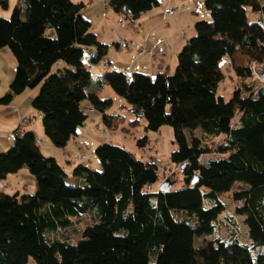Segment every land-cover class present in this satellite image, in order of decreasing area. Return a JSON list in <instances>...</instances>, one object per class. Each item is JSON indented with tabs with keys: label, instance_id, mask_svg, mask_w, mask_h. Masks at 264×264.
Listing matches in <instances>:
<instances>
[{
	"label": "trees",
	"instance_id": "obj_1",
	"mask_svg": "<svg viewBox=\"0 0 264 264\" xmlns=\"http://www.w3.org/2000/svg\"><path fill=\"white\" fill-rule=\"evenodd\" d=\"M19 2L23 6L17 5L10 19L0 18V50L9 48L17 61L1 103L39 88L33 107L42 116L44 133L56 148H65L89 120L85 102L110 125L113 101L90 93L91 70L110 65V46L83 18L84 3ZM159 2L107 0V6L132 23ZM0 5L6 10L8 0ZM248 7L261 13L260 23L248 22ZM205 8L212 21L196 23L197 35L180 52L174 74L162 70L154 78L139 73L129 78L108 71L95 87L110 86L131 113L147 119L148 131L173 128L178 149L171 160L179 166L183 187L173 190L172 181L169 192L154 191L162 179L159 167L110 143L95 150L102 170L80 165L74 177L81 182L71 184L57 160L42 153L36 135L19 127L12 147L0 154V182L26 168L36 190L0 191V264H264V81H252L250 66L264 68V4L206 0ZM224 70L235 71L240 81L228 102L219 95ZM220 137L214 151L205 145ZM212 152L221 157L203 166L201 158ZM237 183L246 188L233 194L235 213L245 217L253 247L263 250L257 255L235 233L231 242L221 237L199 242L215 235L226 210L219 196ZM84 218L92 223L72 244L62 233Z\"/></svg>",
	"mask_w": 264,
	"mask_h": 264
},
{
	"label": "crops",
	"instance_id": "obj_2",
	"mask_svg": "<svg viewBox=\"0 0 264 264\" xmlns=\"http://www.w3.org/2000/svg\"><path fill=\"white\" fill-rule=\"evenodd\" d=\"M72 1L76 4L84 3L87 5L82 15L85 20L91 23L92 29L99 20L105 21L108 27L110 20H112L111 25L112 23L115 25L114 27L118 26V23L123 24L121 20L118 21L116 16L109 13L110 8L107 6V0ZM205 1L206 0H160L158 7L146 13L140 19L139 25L142 30L136 41H132V39L126 36L125 38L116 37L118 40L117 44H121V48L117 49L116 52L109 50L108 53L111 54L108 60L109 64H113L114 69L116 68L118 71L124 72L127 76L130 74L133 76L135 73L152 76L153 73H158L162 70H167L171 73L173 67L175 69L177 65L176 55L179 56L182 48L189 39L186 29L189 28L188 30L191 29L190 31H192L193 25L198 21L197 18L199 13L205 8ZM183 4L188 5V9L180 11L179 16H177L176 13L174 14L176 16H168L165 14L167 8L178 7ZM13 5L14 4L9 3L6 10L11 12L14 7ZM17 5L23 6L19 1L16 6ZM192 12H194V15ZM171 26H174L176 30H173ZM161 27V34L159 35V29ZM177 30L183 33V37L174 41L173 34ZM92 32L99 40L100 37L95 31L93 30ZM102 43L108 45L109 42ZM140 48L146 50V53L141 56L137 53ZM86 62H88V60ZM60 67L64 69L66 66L61 64ZM16 68L17 61L12 51L8 48L0 50V154L8 151L12 147L14 143V132L21 127L23 130L33 132L36 135L38 145L45 156L55 158L65 171V167H67L68 171H71L72 177L69 176L71 184L80 183L81 180L74 177V170L77 168L78 161H89V165L86 166L90 169L93 166L94 169L100 167V164L98 165L97 161L93 159V156H91L89 152H86L84 143H88L91 148L95 147L94 149L102 145V141L98 139L95 131L105 135L104 129L106 125L111 127V125H113V118L118 117L119 113L116 117H112L110 125L103 121L105 126L101 125L99 117L93 116L91 121L89 119L86 125L80 128L81 130L79 129L78 135L73 137L65 148H56L50 139L43 133L41 125L36 126V128L33 126L37 116L42 119L41 114L33 107V101L39 93V88L26 90L23 94L16 96L8 105L1 103V100L10 91L11 85L16 77ZM94 89L95 87L92 86L90 93H96L102 100H112L111 95H108V98H104L101 96V90L96 91V89ZM83 107L88 109L90 105L85 102ZM111 111L112 110H110L109 114ZM95 112L97 111L87 112V114H95ZM109 134L110 133L105 136ZM83 154L86 155V160L81 159V155ZM75 160H77V162H75ZM61 161L65 163V165L62 164ZM182 187L183 186L180 188ZM35 190L36 179L26 168L20 170L17 174L9 175L6 180L0 182V191L9 195H11L9 193L10 191L13 193L12 195L16 193L24 195L32 192L34 193ZM28 264L36 263L30 260Z\"/></svg>",
	"mask_w": 264,
	"mask_h": 264
},
{
	"label": "rangeland",
	"instance_id": "obj_3",
	"mask_svg": "<svg viewBox=\"0 0 264 264\" xmlns=\"http://www.w3.org/2000/svg\"><path fill=\"white\" fill-rule=\"evenodd\" d=\"M19 0H8V4H14L13 9L11 12H8L0 5V18L4 19H10L13 13L14 8L16 7V4ZM260 3L264 4V0H259ZM158 9V8H157ZM164 9V7H163ZM9 13V14H8ZM109 13H112V15L116 16L118 18V21H122L123 24L118 23V26L114 27L115 25L109 21V27L106 25L105 21H100L98 23H95V26L91 31H95V33L100 37V41L102 42H109L108 45L110 46L109 50L116 52L117 48L115 47L118 43V40L116 37L125 38V36L129 39H132V41H136L137 37L140 36V31L142 30L140 28V20L135 22H129L124 21L121 17H118L117 14H115L111 9L109 10ZM179 13H176L177 16H179ZM194 15V12H192ZM174 15V16H176ZM247 17L248 22L250 24L252 23H260L261 22V13L252 12L251 8H247ZM198 21L197 22H211L212 17L210 13L204 8V10L201 11L198 15ZM196 23L192 27V31L188 30L187 28V35L189 37L188 41L194 38L197 35L196 29H195ZM173 30H176L174 26H171ZM161 29H159V35L161 34ZM194 29V30H193ZM174 41L179 40V38L183 37V33H180L179 30L174 32ZM191 36V37H190ZM106 44V43H104ZM184 48V47H183ZM182 48V50H183ZM9 49V48H8ZM139 50L137 53H139ZM181 50V51H182ZM110 53L107 54L106 59H110ZM177 58V65H178V55H176ZM85 60L87 61L88 58L86 56ZM177 65L174 69H172L171 74H174L177 69ZM251 69L253 72H256L258 75H261L260 73L264 71L263 66H258L255 63L250 64ZM108 71H118L116 68L114 69V65H103L100 64L96 66L94 69L91 70L92 73V82L93 86L97 88L98 84L97 82L101 81L102 76L108 72ZM226 73L225 80L220 84L219 86V95L222 96L225 101H229L233 93L235 91V88L237 85H239L240 81L238 76L235 74V71H229L224 70ZM156 73H153L152 77L154 78L156 76ZM129 78H132L131 74L128 75ZM252 81H261V79L258 78H252ZM105 88L101 89V96L104 98H108V95H111L113 100V106L111 108V112H117L119 113V116L116 118H113V125L111 127H108L106 125V128L109 130V135L105 136L102 133H97L95 131V134H97V137L99 140L102 141V144L107 142L110 144H113L115 146H119L122 148H125L129 150L131 153L134 154L135 158L138 160H142L144 162H152L155 161L156 164L159 167V173L161 176V181L153 187L154 191H159L160 186L163 182H165L167 179L174 183H172L173 190H179L180 187L183 185V175L179 169V166H175L172 163L171 156L173 152H175L178 149V145L174 138V131L171 126H163L158 132H152L148 131L147 128V119L145 117H136L133 113H131L130 105L120 98L114 90L106 85ZM40 92V89H39ZM87 112H92V110H87ZM89 119L93 118V116L99 117L101 125L105 126L102 115L98 111L95 112V114L89 113ZM237 120V118H236ZM89 121V122H90ZM41 125L43 133V125H42V119L37 116V118L34 120L33 126L36 128V126ZM34 128V129H35ZM38 128V127H37ZM81 130V129H80ZM26 130H24L25 132ZM45 134V133H44ZM186 135L188 137V141L191 142V137L189 132H186ZM195 135L202 139L201 132L199 130L195 131ZM223 140V137L212 139L205 143L207 147H209L212 151L215 150V147L221 143ZM84 148L86 152H89L91 156H93V159H95L100 164V167L98 169H94V166L91 168L93 171H101L102 165L95 154V147H92L88 143H84ZM7 152V151H6ZM221 155L217 153H210L207 155H204L200 162L203 166H208L209 162L212 160L219 159ZM62 162V161H61ZM77 162V160H75ZM62 164L65 165V163L62 162ZM80 165H89V161H78V166ZM66 173L68 176L72 177L71 171L67 170ZM246 188V186L242 184H236L234 188L226 193L220 194L219 198L220 200L225 203L226 210L220 217V222H218V227L216 230L215 235L211 237H203L199 240L201 242L202 240H214L219 237L225 239L228 242H231L234 238V233L236 238L239 240L240 243L248 246L252 253L254 255H257L258 253L262 252L263 250L261 248H254L251 239L248 235V228L244 222L245 217L238 215L235 213V208L238 206V204L233 200V194L238 191L241 188ZM11 195L13 194L11 191L9 192ZM33 193V192H32ZM30 193V194H32ZM173 215L176 218H179V215L177 212H172ZM89 217V216H88ZM92 223L91 218H84L81 220V224L76 226V228L69 230L67 232H63L62 234L64 236H67L72 244L78 243L80 240H82V232L84 229L89 226L88 224ZM61 233H58L57 235L61 236ZM57 235L51 234L49 237L50 239L56 238ZM33 261V260H31ZM154 262V260L152 259ZM34 262V261H33ZM35 263V262H34Z\"/></svg>",
	"mask_w": 264,
	"mask_h": 264
},
{
	"label": "built area",
	"instance_id": "obj_4",
	"mask_svg": "<svg viewBox=\"0 0 264 264\" xmlns=\"http://www.w3.org/2000/svg\"><path fill=\"white\" fill-rule=\"evenodd\" d=\"M187 9H188V5L183 4V5H180V6H178V7L167 8V9L165 10V14L168 15V16H173L175 13L180 12V11H182V10H187ZM145 53H146V50H145L144 48H140L138 54L141 56V55H143V54H145ZM90 55L93 56V55H94V52H91ZM254 77H255V78H258V79H261L260 75H258L256 72H253V78H254ZM88 109L94 111L93 108H88ZM88 109H87V110H88ZM110 114H111L112 117H116L118 113H117V112H111ZM108 133H109L108 128H105V129H104V134L107 135ZM86 158H87V157H86L85 154L81 155V159H82V160H86ZM152 162H153L154 164H156L155 161H152ZM156 165H157V164H156ZM157 166H158V165H157Z\"/></svg>",
	"mask_w": 264,
	"mask_h": 264
},
{
	"label": "water",
	"instance_id": "obj_5",
	"mask_svg": "<svg viewBox=\"0 0 264 264\" xmlns=\"http://www.w3.org/2000/svg\"><path fill=\"white\" fill-rule=\"evenodd\" d=\"M261 79L264 81V71L261 75ZM182 169V168H181ZM197 180V178L195 179V181L193 183H195ZM171 187H172V183L170 180H166L165 182H163L160 186V189H159V192H163V193H167L171 190Z\"/></svg>",
	"mask_w": 264,
	"mask_h": 264
}]
</instances>
